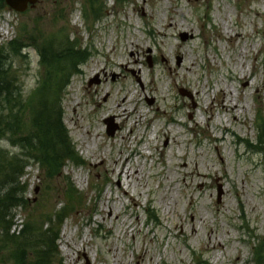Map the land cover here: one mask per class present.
<instances>
[{"label": "rangeland", "instance_id": "374dc122", "mask_svg": "<svg viewBox=\"0 0 264 264\" xmlns=\"http://www.w3.org/2000/svg\"><path fill=\"white\" fill-rule=\"evenodd\" d=\"M169 19L175 29L159 36ZM15 39L28 45L14 60L27 96L46 72L37 45L72 42L85 51L61 98L64 125L84 163L69 160L50 179L32 162L22 178L28 201L15 209L10 233L20 235L28 224L58 226L54 264H257L255 250H264V0H40L24 13L0 9V46ZM126 39L140 41L136 52ZM220 88L246 106L239 122L219 106ZM119 104L128 118L115 116ZM110 118L118 127L113 136ZM0 149L20 151L7 140ZM115 160L138 206L119 190L118 175L108 176L105 167ZM185 161L208 177L185 186ZM128 170L139 174L127 179ZM162 170L166 177L156 174ZM68 177L76 200L66 194ZM191 212L198 236L191 235ZM12 253L0 252V264H15Z\"/></svg>", "mask_w": 264, "mask_h": 264}, {"label": "trees", "instance_id": "16d2710c", "mask_svg": "<svg viewBox=\"0 0 264 264\" xmlns=\"http://www.w3.org/2000/svg\"><path fill=\"white\" fill-rule=\"evenodd\" d=\"M5 8V0H0V9ZM65 44L63 47L49 42L37 45L40 63L46 72L38 87L28 96L24 94L14 63L28 45L15 39L0 46V140H7L20 149L19 153L0 149V252L12 247L11 259L15 264H54L60 255L58 226L51 225L43 230L41 227L37 229L35 224H28L20 235L10 233L15 209L25 206L28 201L25 195L27 185L22 182L27 167L32 162L39 163L47 177L53 179L67 161L78 165L84 163L64 125L61 98L63 86L69 85L71 75L79 71L78 65L86 54L75 43ZM261 127L264 133V121ZM65 185L66 194L76 200L79 192L69 177ZM57 218L62 224L64 214ZM255 258L257 264H264L262 247L255 250Z\"/></svg>", "mask_w": 264, "mask_h": 264}, {"label": "bare ground", "instance_id": "6f19581e", "mask_svg": "<svg viewBox=\"0 0 264 264\" xmlns=\"http://www.w3.org/2000/svg\"><path fill=\"white\" fill-rule=\"evenodd\" d=\"M143 10H144V8H142ZM167 13V12H166ZM144 16H146V14H145V12H144ZM127 20H128V22H130L131 21V19L129 18V17H127ZM136 28H137V30L138 29H140V24H139V22H137L136 24ZM166 27H168V29H159L158 30V35L159 36H162V37H165V35H166V33L168 34V35H170V33H171V31L172 30H174L175 29V26H176V23L175 22H173L172 20H167L166 21V25H165ZM181 32L182 33H187V32H189L190 31V33H191V39L192 40H195V39H197L198 38V35L195 33V31L193 30V29H188L187 27H181ZM224 30H225V33H229V26H228V24L227 23H225V25H224ZM125 42H126V44L129 46V48L132 50V53L133 52H136L137 50H138V46L140 45V41L139 40H137L136 42H132V41H128V39H126L125 40ZM134 55V54H133ZM180 56L182 57L183 56V54L182 53H180ZM139 63V59L138 58H136L135 60H134V62H133V64H138ZM126 67H129L130 66V62H127V63H125L124 64ZM194 64L193 63H191V66H185V70L186 71H191L192 70V66H193ZM179 68H183V66H182V64H180L179 66H178ZM174 71H175V74H177L178 73V71H177V68H175L174 69ZM174 71H173V69L171 70V73L172 74H174ZM244 72V70H242V73ZM244 78H245V80L247 79V77H245L244 76ZM181 87H184V86H180V88ZM261 88H258V90H257V92H258V94H260L259 96H261ZM154 91H157V88H151L150 89V92H151V94H153L154 93ZM218 92H219V95H220V97H221V99H220V102H219V106L223 109V110H225L226 112H229V113H231V115H232V117H233V119H234V121H236V122H239V116H238V114H239V112H243L245 109H246V106H244V105H240L239 104V102H237V100H236V96H235V94H234V92L233 91H230L229 90V94H228V91L225 89V88H220L219 90H218ZM196 94H197V96L198 95H200L201 94V91L200 90H197L196 91ZM127 101V97H125L124 99H123V102H126ZM118 108H120V110H115L114 111V114H115V116L117 117V118H119V119H122V118H124L125 119V117L126 118H128L129 116H130V113L131 112H128V110L125 108V109H122V104H119L118 105ZM248 109H250V105H249V108ZM166 111H164V113H165ZM166 114V113H165ZM192 114H193V118H192V121L194 122V124L195 125H197V126H199V121H198V118L194 115V113L192 112ZM220 120V119H219ZM165 136H166V138L170 141L171 139H172V135H171V133H165ZM127 138H128V136H127ZM173 140L175 141V138L173 137ZM219 157H220V159H221V161H223V156L221 155V154H219ZM104 161V160H103ZM119 161L120 160H115V162H114V165H111V166H108V167H105V169H106V171H107V173H108V176L111 178L113 175H115V174H117L118 175V180L121 182V184H120V186H119V190H121L123 193H124V195L125 196H128V197H130L131 198V200H132V203L134 204V205H139V203H140V200H139V198L138 197H136V196H134V195H131V192L129 191V189L128 188H126L124 185H123V183H122V178H121V176L123 175V173H124V171L121 169V171L118 173V171H117V167L116 166H118V164H119ZM130 161V156L129 157H127V158H125V160L121 163V168H123L125 165H126V163H128ZM183 167H184V172H185V174H184V184H185V186H190V183H192V181L194 180V176H197L198 178H200V179H206L207 177H208V175L207 174H205L204 172H202V170L200 169V167H199V165L196 163V164H194V169L193 170H189L190 169V163L188 162V161H185L183 164ZM175 170H176V172H178L179 170L178 169H176L175 168ZM187 170L189 171V172H187ZM137 174H139V171L137 170V171H134L133 172V174H130V171L128 170L127 171V179H130L131 178V176L133 175V176H136ZM157 175H165V177H166V174H165V172H164V170H162L160 173H156ZM215 175L218 177V179L219 180H223V176H221V177H219L216 173H215ZM167 179L168 180H170V181H175L176 179L175 178H170L169 176H167ZM190 200H191V202H190V207L192 208V205L195 203V199H194V197L193 196H191L190 197ZM113 200H111V202H112ZM113 204H112V206H109V209L111 210V211H113ZM119 214H117V216H116V218L117 219H119ZM191 217H192V221H191V223H192V227H191V235L192 236H198V229H197V227H196V222H197V216H196V214L195 213H193V212H191ZM131 226H128V228H127V230H126V233H127V231L129 230V228H130ZM209 240L212 242L213 241V237L211 236V234H209ZM219 247H223V244L221 243V242H219L218 244H217ZM83 253H85V254H89V252H88V250L85 248V249H83ZM216 260L217 261H219L221 258H222V255H220V254H218V255H216ZM238 259H240V257H237V260Z\"/></svg>", "mask_w": 264, "mask_h": 264}, {"label": "water", "instance_id": "95a60500", "mask_svg": "<svg viewBox=\"0 0 264 264\" xmlns=\"http://www.w3.org/2000/svg\"><path fill=\"white\" fill-rule=\"evenodd\" d=\"M38 0H6L8 6L18 12H25L29 5L34 7ZM108 124V134L113 136L116 132L117 126L113 123V120H107Z\"/></svg>", "mask_w": 264, "mask_h": 264}]
</instances>
